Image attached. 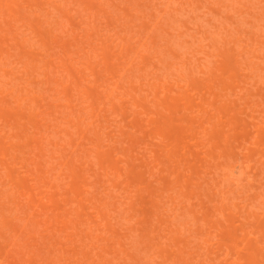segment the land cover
<instances>
[{
	"label": "bare ground",
	"instance_id": "obj_1",
	"mask_svg": "<svg viewBox=\"0 0 264 264\" xmlns=\"http://www.w3.org/2000/svg\"><path fill=\"white\" fill-rule=\"evenodd\" d=\"M202 1L253 12L251 0H0V264H264V23L207 26ZM187 31L205 41L189 56L172 39ZM228 100L241 125L220 115ZM143 219L151 258L135 242Z\"/></svg>",
	"mask_w": 264,
	"mask_h": 264
},
{
	"label": "rangeland",
	"instance_id": "obj_2",
	"mask_svg": "<svg viewBox=\"0 0 264 264\" xmlns=\"http://www.w3.org/2000/svg\"><path fill=\"white\" fill-rule=\"evenodd\" d=\"M254 4H253V12L251 14L245 12L244 10H242L244 13L240 14V15H237L236 13L233 12V10H217L214 8V6H212L211 4L209 3H206V2H199V5L197 6L196 8V11L195 13L193 14L195 17L194 19L203 23V24H206L207 26H210V27H213L215 24L216 26L220 27L221 24L223 25H231L232 27H239V25H243L246 27V25H248V20L250 19H254L255 20V24H260V23H264V19H256V17H258V15L264 11V0H251ZM162 8V7H160ZM239 12V11H238ZM188 13L186 14L185 12H168L165 14V17L168 18L170 21H173V23H175V19L178 18V19H182V18H186L188 17ZM263 17H264V14H263ZM189 18V17H188ZM247 20V21H246ZM177 23V22H176ZM188 33H184L183 35L181 36H177V35H173L172 36V39L175 41V43L177 44L178 47H180L181 49H186L189 53L187 56L191 55L192 53H195V50L198 48L199 44H202V43H205V41H200L199 40V37L196 35V36H193L194 34L187 31ZM250 34L247 33V36H249ZM258 38L262 39L264 38L263 36H258ZM196 56H198V54H196ZM195 57V56H194ZM168 58L171 60L172 58V54H169L168 55ZM179 57H176V60H178ZM166 61V60H165ZM221 61V59L219 60H216L215 61V64H219V62ZM230 62V61H229ZM262 65V64H260ZM162 66H164L162 64ZM199 68V66H196L195 67V70H197ZM164 70H167V71H170L169 68H164ZM241 70H238L235 71V79H234V82L236 83L237 82V79L238 78H241ZM262 77L264 76V65H262V68H258V71H257ZM253 87H251L252 89ZM250 89V90H251ZM258 94V99L262 96V94H264V83L261 84L260 86V89H259V93ZM249 94L248 92H246L243 96H242V100H246V97H248ZM228 102V105H227V108L220 114L223 116V118H227L231 115L234 116V119L236 120V125H241L242 122L244 121L242 118L245 117V114L244 113H241V108L239 106H237V104L235 105V102H230L229 100L227 101ZM230 102V103H229ZM128 101L125 102V104H127ZM218 105V102L216 103ZM123 110H125V108H122ZM127 112V111H126ZM124 122H127L128 119L131 118V115H128V112L126 113V115L124 116ZM139 124V123H137ZM188 134V139H190L193 135H192V130H188L187 131ZM219 133V131H217V128L214 129L212 131V137L213 136H216L217 134ZM135 149L132 150V152H136L137 150V147H133ZM135 158V157H134ZM136 161H135V165L138 166L139 168H143L142 166V159H137L135 158ZM201 161L200 160H197L196 161V172L201 174V171H202V167H201ZM153 164L151 163V166ZM260 167V169L258 170V168ZM255 168V171H256V174H258L257 176L260 178L262 176V174H264V160H263V163H260V164H256L254 166ZM144 177L147 179V178H150L148 175H145L144 174ZM151 179V178H150ZM150 179H147V180H150ZM154 181H152L148 187H146L147 189L144 190V194H149L150 192H153V187H154ZM98 184V183H97ZM165 184V183H164ZM167 185L169 186L168 184V181H166V185L165 187L167 188ZM200 190V188H199ZM201 191H204L205 193L207 192L206 190L204 189H201ZM206 196V194H205ZM145 199H149V197H145ZM187 201H193V204H191V208H192V211L193 210H196L198 209V204L199 202H201V199L198 198V196H194V197H191L190 200H186ZM121 201H118V202H114L113 204H108L109 207L112 209V212L115 211V209L118 208L121 206L120 205ZM255 204H257L255 202ZM134 205H137V204H134ZM149 205V203H148ZM205 208H201L200 210V214L198 215V218H197V223H200V221L206 216L208 215V211L206 212L204 210ZM130 211V210H129ZM148 211L147 207L143 210H138L137 212V218H144L145 216V213ZM191 213V212H190ZM127 212H120L118 211V219H119V222H123L125 223L126 220H124V215H126ZM147 214V213H146ZM128 217V216H126ZM193 217H191L192 219ZM186 219V216L183 215V213H180L177 217V221L178 222H181L183 220ZM144 223H143V227L140 231H138V236L135 237V242L136 244L139 246V250L141 251V254L145 256V258H151L152 256H154L153 252L152 251H148V248L146 250H143L142 246L143 243H141V240H142V234L147 231L148 229V226H145L147 225V221L145 219H143ZM210 224V222H209ZM256 225L257 222L255 220V218L252 219V223L251 225ZM122 230L121 229H118V232H121ZM120 233H118L119 235ZM201 234L198 233L197 236H200ZM204 236V235H203ZM227 236V235H226ZM202 238V237H201ZM226 239V237H223L221 239ZM129 238H127L126 240H128ZM227 239H230V238H227ZM118 247H119V243H118ZM187 249V248H186ZM162 256L165 255L166 252L162 251ZM157 254V253H156ZM123 256V259H121L122 261V264H133L131 262V260L123 253L122 254ZM146 264H148L149 262L145 261ZM194 264V263H193ZM243 264V263H241Z\"/></svg>",
	"mask_w": 264,
	"mask_h": 264
}]
</instances>
